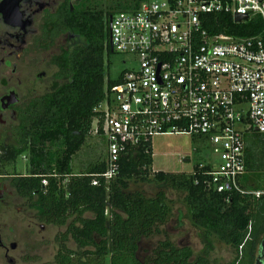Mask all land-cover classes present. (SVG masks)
<instances>
[{"label":"trees","instance_id":"1","mask_svg":"<svg viewBox=\"0 0 264 264\" xmlns=\"http://www.w3.org/2000/svg\"><path fill=\"white\" fill-rule=\"evenodd\" d=\"M143 1L128 0L118 12L133 10ZM82 5L84 10L77 12L74 7L67 14V29L78 32L84 45L64 56L58 77L64 74L66 82L26 107L15 142L0 151V175L8 174L7 169L15 167L22 154L27 156L28 173L14 174L10 185L36 212L39 222L65 227L59 235L55 264H210L212 236L234 250L229 264H252L264 236V195L256 199L239 183L245 194L209 190L205 173L209 166L200 168L199 162L189 174L152 173L151 147L139 145L121 155L119 173L108 184L97 178V185H92V175L104 171L103 160L74 171L71 161L90 137L96 116L93 109L103 101L105 89L121 77L105 81L104 57L111 53L108 16L115 13ZM202 28L210 35L251 37L264 32V22L255 16L234 24L230 14L218 13L203 16ZM131 181L164 184L185 193L190 220L202 229L200 254L193 256L189 247H178L164 238L146 261L137 259L139 242L161 234L159 227L166 223L171 208L163 191L153 197L138 191L126 193ZM69 239L77 251L66 247Z\"/></svg>","mask_w":264,"mask_h":264},{"label":"built area","instance_id":"2","mask_svg":"<svg viewBox=\"0 0 264 264\" xmlns=\"http://www.w3.org/2000/svg\"><path fill=\"white\" fill-rule=\"evenodd\" d=\"M218 13L234 24L255 16L264 22V0H145L112 16V51L128 67L93 109L90 136L104 140L106 156L92 185L113 181L128 149L151 147L155 136L187 135L217 157L216 168L199 163L209 166L208 189L245 194L238 184L244 134L264 135V32L210 35L202 18ZM236 15L246 19L236 22Z\"/></svg>","mask_w":264,"mask_h":264},{"label":"rangeland","instance_id":"3","mask_svg":"<svg viewBox=\"0 0 264 264\" xmlns=\"http://www.w3.org/2000/svg\"><path fill=\"white\" fill-rule=\"evenodd\" d=\"M83 1L86 8L116 13L120 10L118 7L128 0ZM35 50L34 60L30 61L29 59L27 63L30 65L35 62L37 73L39 71L46 72V79L36 82L38 84L37 95L39 96L48 90V87L45 86L49 84V75L53 74L54 69L49 66L48 59L44 55H39L37 46ZM124 59V56L116 53H110L104 57L105 81L118 79L120 73L128 67L123 63ZM4 115L7 120L2 131H6L12 124H15V122H10V112ZM151 151L152 173L189 174L192 172L193 166L199 162H204L212 168H216L218 165L217 157L209 147H204L201 142L187 135L155 136L151 142ZM248 152L249 154L252 152L251 143L248 144ZM105 156L104 140L90 136L80 151L73 156L71 165L77 173L82 171L83 167L100 162ZM7 172L13 175H26L28 173L27 156L22 154L18 158L16 166L9 167ZM248 177L255 187L264 188V172H250ZM134 191L141 192L146 197H153L158 191H163L171 208V214L166 223L159 227L161 234L141 239L139 242L136 255L139 261H146L156 243L164 238L169 239L178 247H189L193 256L201 253L204 248L201 237L202 229L195 227L190 220L184 201L185 193L172 190L164 184L131 181L126 193ZM86 216L90 217L91 215L86 214ZM64 231L65 227L39 222L36 212L25 205L24 200L16 194L8 179H0V240L4 246L0 247V264H55L54 256L60 244L59 235ZM210 241L213 247L209 254L210 264H229L233 261L235 252L232 248L220 242L215 236H212ZM12 245H14L13 249ZM65 245L67 248L77 251L71 239Z\"/></svg>","mask_w":264,"mask_h":264},{"label":"flooded vegetation","instance_id":"4","mask_svg":"<svg viewBox=\"0 0 264 264\" xmlns=\"http://www.w3.org/2000/svg\"><path fill=\"white\" fill-rule=\"evenodd\" d=\"M82 4L83 0H21L16 9L14 0H0V151L15 142V130L26 107L50 93L54 86L66 82L64 74L58 77L64 56L84 45L78 32L67 29V14L68 10L72 13L74 7L77 12L84 10ZM36 46L39 55H44L54 69L49 75V84L45 86L48 90L39 96L36 82L46 79V72L37 73L35 62L27 63L29 59L34 60ZM7 112L11 115L10 122L15 124L2 131L6 126L4 114ZM13 177V174L0 175V179H8L9 184ZM252 264H264V236L258 243Z\"/></svg>","mask_w":264,"mask_h":264},{"label":"crops","instance_id":"5","mask_svg":"<svg viewBox=\"0 0 264 264\" xmlns=\"http://www.w3.org/2000/svg\"><path fill=\"white\" fill-rule=\"evenodd\" d=\"M245 142V173L240 177L239 184L244 187V190L252 192H261L264 195V188H257L248 177L250 172L263 173L264 172V135L255 132H247L244 134ZM247 143L252 145V155L249 160ZM250 161V162H249ZM250 166V167H249ZM253 170V171H252ZM243 189V188H242Z\"/></svg>","mask_w":264,"mask_h":264},{"label":"water","instance_id":"6","mask_svg":"<svg viewBox=\"0 0 264 264\" xmlns=\"http://www.w3.org/2000/svg\"><path fill=\"white\" fill-rule=\"evenodd\" d=\"M7 2H9L10 0H6ZM21 1V0H14V6L15 8L17 9V4L18 2ZM111 16H109V19H108V24L110 26V23H111ZM243 19H246L245 16H241V15H236L235 16V21L238 22L240 20H243ZM108 44H109V48H110V51L112 52V45H111V42H110V37L108 36ZM2 245L1 243V240H0V246ZM11 248L13 249L14 248V245L11 246Z\"/></svg>","mask_w":264,"mask_h":264}]
</instances>
